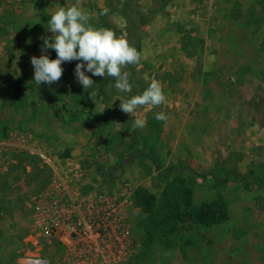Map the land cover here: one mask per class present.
Wrapping results in <instances>:
<instances>
[{
  "label": "rangeland",
  "instance_id": "obj_1",
  "mask_svg": "<svg viewBox=\"0 0 264 264\" xmlns=\"http://www.w3.org/2000/svg\"><path fill=\"white\" fill-rule=\"evenodd\" d=\"M76 3L0 0V264L61 258L39 225L51 171L36 152L73 162L84 191L130 184L129 264H264V0H79L93 26L142 56L124 69L130 93L85 66L95 103L75 76L80 61L63 63L59 82H34L31 57L53 36L51 14ZM152 79L165 103L124 113L117 98ZM137 117L147 124L133 130ZM142 191L155 198L151 211L136 201Z\"/></svg>",
  "mask_w": 264,
  "mask_h": 264
},
{
  "label": "built area",
  "instance_id": "obj_2",
  "mask_svg": "<svg viewBox=\"0 0 264 264\" xmlns=\"http://www.w3.org/2000/svg\"><path fill=\"white\" fill-rule=\"evenodd\" d=\"M35 154L51 171L37 210L41 229L59 245L56 264H129L138 250L127 218L130 184L84 191L73 162ZM20 264L53 263L47 256L31 255Z\"/></svg>",
  "mask_w": 264,
  "mask_h": 264
},
{
  "label": "clouds",
  "instance_id": "obj_3",
  "mask_svg": "<svg viewBox=\"0 0 264 264\" xmlns=\"http://www.w3.org/2000/svg\"><path fill=\"white\" fill-rule=\"evenodd\" d=\"M109 11L105 7L99 15H107ZM91 19V15L79 6V0L71 6H61L51 14L47 29L53 36L44 38L41 56L31 57L34 82L38 86L41 83L51 85L59 82L64 71L62 64L77 60L80 63L76 64L75 76L85 91L92 89L89 96L93 102L98 93L93 89L92 78L85 74V66L87 72L93 76L114 78L115 88L120 92L132 91L130 73L124 69L129 65H138L142 58L141 53L126 38L117 36L112 29L93 26ZM48 49L55 50V59H50L46 54ZM117 99L121 101L120 109L132 115L140 107L155 108L162 105L166 96L161 82L152 79L141 94L128 99ZM155 119L167 121L168 116L159 112L156 113ZM146 124V119L137 117L132 129H142Z\"/></svg>",
  "mask_w": 264,
  "mask_h": 264
},
{
  "label": "trees",
  "instance_id": "obj_4",
  "mask_svg": "<svg viewBox=\"0 0 264 264\" xmlns=\"http://www.w3.org/2000/svg\"><path fill=\"white\" fill-rule=\"evenodd\" d=\"M143 155L145 157L149 158L157 169L161 168V166H162L161 161L157 158L156 155H154L153 153H151L149 151L144 152ZM172 171H173L172 169H168L166 176L168 175L169 172H172ZM201 177H206V175L202 174ZM136 201H138V203L142 207H144L146 210L151 211V209L155 203V198L151 194H149L145 191H142V192L137 194Z\"/></svg>",
  "mask_w": 264,
  "mask_h": 264
}]
</instances>
